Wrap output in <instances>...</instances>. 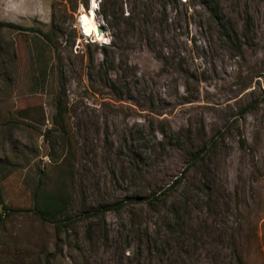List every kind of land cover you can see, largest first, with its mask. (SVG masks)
Segmentation results:
<instances>
[{
	"label": "rangeland",
	"instance_id": "rangeland-1",
	"mask_svg": "<svg viewBox=\"0 0 264 264\" xmlns=\"http://www.w3.org/2000/svg\"><path fill=\"white\" fill-rule=\"evenodd\" d=\"M166 1L0 0V23L17 27L0 28V200L16 211L0 222V264H264V0H215L232 42L205 9ZM69 158L67 237L28 211ZM179 179L155 211L126 201Z\"/></svg>",
	"mask_w": 264,
	"mask_h": 264
},
{
	"label": "trees",
	"instance_id": "trees-1",
	"mask_svg": "<svg viewBox=\"0 0 264 264\" xmlns=\"http://www.w3.org/2000/svg\"><path fill=\"white\" fill-rule=\"evenodd\" d=\"M184 4H187L186 6L188 9L195 10L196 7L205 9L216 25V28L218 29V31H220L226 41L232 42L234 38H238L237 32L229 24L226 23L224 13L218 2H216L215 0H186ZM170 5L179 6L180 0H167L164 4L165 12ZM3 27L17 28L13 25L0 23V28ZM260 103V100L250 101L243 109V115L252 113L257 110V108L260 106ZM55 107L56 112L54 117L52 118V125L54 129L59 131L62 136H66V116L68 113L67 105L65 103H62V101L58 99L56 101ZM205 160L206 157L204 156V153H202V151L192 153L191 167H198L201 164L205 163ZM59 165L62 168L61 170L63 176L60 178L59 182L53 186L48 185V178L46 177L45 179H40L38 181L36 187L33 189V208L28 212L32 213L43 223L53 224L59 235L60 232H62L65 233L67 237H70L68 235V231H72V227L76 223L74 216H72L74 208V187H72L74 178V162L69 158L61 162ZM181 182L182 179L175 181L171 187L162 191L158 195L157 192L153 193L151 195L152 197L147 198L133 195L131 197H128L126 201H130L136 205L144 204L151 210L155 211V209L159 205L164 204V202L167 201L169 194L172 193V191H174L177 187H179ZM210 189L211 188L209 184H203L202 191L209 193ZM122 205L123 203L109 204L92 209L94 211V215H92L91 217L104 216L108 212L119 211L122 208ZM0 207L1 211L3 212L0 215V222H2L4 215H10V213L16 212L3 205V202L1 200ZM68 244L70 246L71 241H68ZM58 260V254H49L45 258V264H57ZM240 261L241 259L239 260V262Z\"/></svg>",
	"mask_w": 264,
	"mask_h": 264
},
{
	"label": "bare ground",
	"instance_id": "bare-ground-1",
	"mask_svg": "<svg viewBox=\"0 0 264 264\" xmlns=\"http://www.w3.org/2000/svg\"><path fill=\"white\" fill-rule=\"evenodd\" d=\"M88 12V11H87ZM95 4L93 5L91 3L90 5V10L89 13L83 14L82 18H81V25H82V29L84 31V35L88 36L89 32L91 29H96V24H95ZM100 36H98L95 41H99ZM100 42V41H99Z\"/></svg>",
	"mask_w": 264,
	"mask_h": 264
},
{
	"label": "water",
	"instance_id": "water-1",
	"mask_svg": "<svg viewBox=\"0 0 264 264\" xmlns=\"http://www.w3.org/2000/svg\"><path fill=\"white\" fill-rule=\"evenodd\" d=\"M103 33H105V29L99 25L98 34L102 35Z\"/></svg>",
	"mask_w": 264,
	"mask_h": 264
}]
</instances>
